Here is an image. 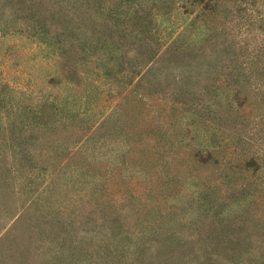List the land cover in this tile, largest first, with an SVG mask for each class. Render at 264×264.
<instances>
[{
  "label": "rangeland",
  "instance_id": "rangeland-1",
  "mask_svg": "<svg viewBox=\"0 0 264 264\" xmlns=\"http://www.w3.org/2000/svg\"><path fill=\"white\" fill-rule=\"evenodd\" d=\"M251 57L264 0H0V264H264Z\"/></svg>",
  "mask_w": 264,
  "mask_h": 264
},
{
  "label": "trees",
  "instance_id": "trees-1",
  "mask_svg": "<svg viewBox=\"0 0 264 264\" xmlns=\"http://www.w3.org/2000/svg\"><path fill=\"white\" fill-rule=\"evenodd\" d=\"M249 1L254 2V0H249ZM260 20H261V17L256 19V23ZM242 68L244 69V71H246L248 73L247 74L248 80L253 79V83H255V85L256 84L260 85L259 88H261L262 87L261 80L254 77L252 75V72H256L258 69H261V71H262V69L264 68V60L262 61V60L258 59V57H256V58L251 57V58L247 59L246 63H244ZM212 154H213L212 151H208V149L204 150V156L201 158L200 163H202V165L205 167L209 166L210 163L216 164L218 162V160L216 157L213 159Z\"/></svg>",
  "mask_w": 264,
  "mask_h": 264
}]
</instances>
